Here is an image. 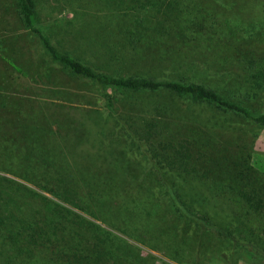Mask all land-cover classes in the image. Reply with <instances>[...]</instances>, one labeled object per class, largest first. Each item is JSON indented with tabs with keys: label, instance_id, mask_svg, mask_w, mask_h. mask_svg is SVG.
<instances>
[{
	"label": "trees",
	"instance_id": "obj_1",
	"mask_svg": "<svg viewBox=\"0 0 264 264\" xmlns=\"http://www.w3.org/2000/svg\"><path fill=\"white\" fill-rule=\"evenodd\" d=\"M14 2L23 26L70 76L128 95L161 93L166 101L130 105L120 117L124 125L115 121L111 128L124 142L122 151H141L152 162L156 181L129 170L125 154L123 160L100 154L99 134L82 141L86 148L73 163L59 143L43 144V134L36 137L45 147L34 154L37 143L27 137L23 178L51 198L0 178V264H155L101 225L153 248L163 245L172 260L264 264V174L241 138L226 136L236 126L244 133L251 126L264 130V113L254 116L244 105L264 89V70L237 89L244 101L192 81L187 71H176L175 80L104 71L52 45L37 26L36 0ZM104 99L115 114L113 99ZM198 113L210 116L205 124L193 119ZM5 190L16 192L18 202Z\"/></svg>",
	"mask_w": 264,
	"mask_h": 264
},
{
	"label": "rangeland",
	"instance_id": "obj_2",
	"mask_svg": "<svg viewBox=\"0 0 264 264\" xmlns=\"http://www.w3.org/2000/svg\"><path fill=\"white\" fill-rule=\"evenodd\" d=\"M36 15L38 28L60 53L124 76L175 80L176 71H187L192 81H202L244 101V91L237 93V89L248 87L251 76L264 70V0H36ZM163 96L104 90L70 76L42 51L38 38L20 22L14 0H0V178L51 198L34 180L23 178L28 142L37 143L34 149L45 147L36 136L46 135L43 144L59 143L65 160L73 163L74 156L86 148L82 141L91 143L92 136L99 134L105 143L100 154L120 159L125 154L129 170L156 181L159 176L152 162L141 151H122L124 142L111 128L117 127L115 121L124 125L120 117L127 115L130 105L151 108L158 100L165 103ZM104 97L113 99L115 114L110 115ZM252 100L244 101L245 107L254 116L263 114L264 89ZM207 118L210 116L204 113L193 117L201 125ZM236 128L226 136L240 137L249 148L252 165L264 174V130L251 126L244 133ZM30 136L33 139L27 141ZM47 147L55 145L48 143ZM81 162H87L83 156ZM24 189L20 191L25 196ZM3 193L18 202L16 192ZM34 201L26 199L29 205ZM101 227L142 252L148 263L199 264L193 256L172 260L163 245L153 248ZM200 264L222 263L201 260Z\"/></svg>",
	"mask_w": 264,
	"mask_h": 264
}]
</instances>
